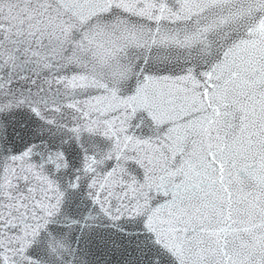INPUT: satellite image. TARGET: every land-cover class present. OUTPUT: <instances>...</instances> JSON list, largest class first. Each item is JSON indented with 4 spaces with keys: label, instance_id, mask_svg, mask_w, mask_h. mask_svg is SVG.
<instances>
[{
    "label": "snow or ice",
    "instance_id": "1",
    "mask_svg": "<svg viewBox=\"0 0 264 264\" xmlns=\"http://www.w3.org/2000/svg\"><path fill=\"white\" fill-rule=\"evenodd\" d=\"M0 264H264V0H0Z\"/></svg>",
    "mask_w": 264,
    "mask_h": 264
}]
</instances>
